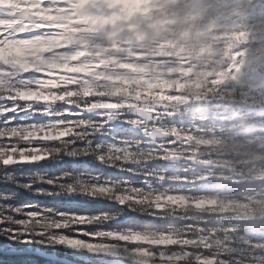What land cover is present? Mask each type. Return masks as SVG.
I'll return each mask as SVG.
<instances>
[{
	"label": "trees",
	"instance_id": "trees-1",
	"mask_svg": "<svg viewBox=\"0 0 264 264\" xmlns=\"http://www.w3.org/2000/svg\"><path fill=\"white\" fill-rule=\"evenodd\" d=\"M197 2L198 10L191 8L182 39L165 36L147 45L143 54L149 56V68L126 76L128 71L121 68L120 53L111 54L108 50L104 55L98 43L92 42L94 37L87 36L89 46L69 54L63 47L53 49L61 46L59 43H52L50 48L45 43L34 47L25 39L13 38L4 27L9 21L0 20V149L32 144L53 153L37 165L6 164L0 155V225L5 235L18 234L15 219L20 223L30 212H41V217L46 218H66L64 226L70 229L74 224L69 216L77 214L78 208L79 213L87 214L93 221L91 225L76 226L89 231L93 225L91 230L95 231L102 222L121 231L130 225L131 231L171 233L179 229L177 235L201 233L211 241L217 238L220 244L230 246L228 264H261L253 260L264 258V222L249 230L244 227L249 217L238 214L237 206L221 211L165 203L162 210H154L156 206L148 199L156 192L179 191L191 198L233 202L250 198L260 204L255 216L264 218V86L253 88L237 83L227 73V67L236 66L244 52L264 48V0H243L241 5L230 6L218 0ZM65 32H61L69 39L65 47L83 42L79 33ZM180 43L200 50L190 53L184 63L176 53V44ZM28 52L35 55L26 58L24 54ZM67 56L77 59L79 65L83 57L96 70L93 75L102 78H88L83 73L84 66L74 72ZM116 72L124 76L118 83L106 79L117 77ZM87 84L101 85L104 91L91 98L116 102L119 110L96 111L101 121H95L90 114L78 113L57 102L21 99L13 90L53 94L80 91ZM157 91L170 97L158 98ZM158 103L163 107L155 106ZM140 107H154L153 117L157 119H141L135 114ZM110 117L120 124L107 126L105 121ZM60 127L69 131L72 128L73 132L53 140L22 137L34 132V128L41 132L44 128ZM185 149L194 153L188 155ZM174 155L188 158L180 162L167 159ZM76 160L79 161L75 163ZM206 161L212 164H200ZM105 177L115 185L111 192H96L97 198L80 206L77 194H73L87 190L79 189V184L80 188L93 187L96 181L104 183ZM55 187L62 188L63 194L53 193ZM118 190L141 199L124 205L114 196ZM123 216L127 219L122 220ZM22 226L33 231L36 228L30 222ZM53 246L60 255H66L62 245ZM15 256L3 257L5 264L41 259Z\"/></svg>",
	"mask_w": 264,
	"mask_h": 264
},
{
	"label": "rangeland",
	"instance_id": "rangeland-1",
	"mask_svg": "<svg viewBox=\"0 0 264 264\" xmlns=\"http://www.w3.org/2000/svg\"><path fill=\"white\" fill-rule=\"evenodd\" d=\"M47 3L51 4V0H45ZM57 1V0H54ZM64 1V2H62ZM87 1V0H86ZM243 0H218V3H225L230 5H241ZM88 2L90 4H88ZM152 10L158 16L159 22L162 28V32L160 34V38L162 35L166 34L165 31L169 32L167 34L168 39H182L184 24L188 22V16L192 13L191 8L196 7L198 5L197 0H151ZM114 1L112 0H88L87 2L81 0H60L58 4H69L67 8H59L55 6H47L46 9L38 10L41 13H37L34 21L36 22V27H34L31 23L27 25L23 29V33H18L17 31L21 28L19 24L13 25L7 22L4 27L10 33L11 37L15 38L17 36H30L35 35L40 32H53L56 33L48 34L44 37L46 39L45 45L47 48H50V44L55 41V39H65L63 35H60V27L59 25H39L38 22H53L60 21L65 22L66 26L71 28H76V32L80 34L83 42L81 45H87L90 41V38L87 36H92L100 39L101 41L107 44H116V38H112V41H108L110 39L108 37V33L106 32V26L112 25L114 15L119 11L120 8H117V11L113 10ZM214 3V2H213ZM104 4V5H103ZM73 5L76 8H72ZM200 7L203 6V1H200ZM220 6V5H219ZM116 7V6H115ZM221 7V6H220ZM95 8H98V12L96 16L98 17V23L93 22L94 31L91 32L86 26H91L86 23V18L88 15L92 17ZM35 6L26 7L27 12H31L34 10ZM90 9V12H89ZM72 10V11H68ZM73 10H76V14H80L82 16H86L84 22L79 21L78 24L75 20V13ZM75 15V16H74ZM120 17V15H119ZM83 18V17H82ZM84 19V18H83ZM84 24V25H83ZM86 25V26H85ZM210 30L208 29V32ZM56 34V35H54ZM94 39H92L93 42ZM148 42L141 43L142 49H145V44ZM59 47H63L67 50H71V48H67L64 45L54 47V50L59 49ZM130 48H127L125 52V61L126 64H123V68L127 69L128 74L132 73V70L139 71L140 69L145 70V67H148V56L142 54L140 49L139 51H134ZM138 47V46H136ZM176 51L179 54V57L182 58V62L186 63L187 56L189 57L190 53H196L200 49L195 47L194 45H186L184 43L176 44ZM187 52V54L184 53ZM103 52H106V49H103ZM134 53L133 56H127L126 54ZM35 55V53H30ZM29 54V55H30ZM68 57V56H67ZM69 58V57H68ZM184 58L186 60H184ZM148 59V60H147ZM62 62V61H61ZM76 62V64H75ZM72 69L77 73V67H82L84 71L83 73H87V77H94L95 79H101V76L93 75L95 73V69H91L88 64L84 62L80 65L77 60H72ZM135 65L133 68L130 65ZM155 61L153 62V66ZM86 67V68H85ZM149 68V67H148ZM264 49L263 50H254L247 51L243 53V57L240 58L236 66L227 67V73L230 75L231 79L235 82H243L244 84L253 87L259 88L264 86ZM117 77L106 78L109 79L110 82L116 83L124 76L118 75V72L115 74ZM167 85V84H165ZM102 86L97 85L94 86L91 84H87L80 91H76V97L72 98V94H65L63 92L46 94V92L33 90V89H13L15 94L22 99L25 100H37L45 103L57 102L59 105L70 106L76 112H86L90 114V117L95 121L99 120L101 116L96 114V111L92 109L93 107L104 106H113V102H97L93 98V95L98 93H104L101 91ZM155 95L158 98H163V100H168L170 95H165L160 92H155ZM200 98L201 96L195 95ZM181 99V97H179ZM182 100V99H181ZM157 107H163L162 103L155 104ZM119 107V106H118ZM140 107L136 110L137 113H140ZM143 109H147L151 113L153 117L156 112L154 107H144ZM94 114V115H91ZM156 116V115H155ZM103 118H105L103 116ZM153 121L157 119L156 117L152 118ZM105 121V120H104ZM56 128V127H54ZM59 130H54L53 128L42 129L43 131L39 132L41 129H33L35 130L32 133L27 135H22L24 139L29 140V138L39 139V140H53L59 138H66L69 133L72 134L73 129L70 131L65 127L58 128ZM157 132V131H154ZM153 132V134H155ZM201 142L200 139L197 140ZM171 143H174L172 141ZM10 145V144H9ZM234 147H238L233 144ZM239 148V147H238ZM237 148H235L236 150ZM0 155L2 156V161L6 164H20L28 165L29 162L33 165H37L41 162L48 160L50 156L53 155L51 153L45 152L44 150H39L37 146L32 144L20 146L16 148L13 145L4 146V148L0 149ZM185 153L190 155L194 153L191 149H185ZM197 153V152H196ZM253 153V152H252ZM255 156L258 157V153L255 152ZM196 156V154H195ZM67 157V156H66ZM101 158V157H100ZM186 156L174 155L167 157L168 160L174 162H180L182 160L187 159ZM79 161L76 160L75 163ZM67 162V161H65ZM201 165H209L212 164L211 161L200 162ZM34 167H27V169H33ZM108 177L103 178L104 183L96 181V185L88 186L85 189L86 192L76 193L74 192V196L76 195L77 202L80 206L82 204H88L92 202V199L98 197L96 192L104 193L111 192L112 188L115 186L112 180H107ZM90 187V188H89ZM78 189V190H79ZM129 191V190H128ZM55 194H63L62 188H56L53 190ZM72 193V192H71ZM86 193V194H85ZM73 196L72 194H70ZM114 196L121 199L119 201L122 204H128V202H138L141 198H137L136 196H132L130 193H124L122 190L119 192H115ZM147 197L146 195H144ZM150 202L153 203L156 208L154 210H162L163 204L168 203L176 207L182 206L183 208L186 206H193L198 209H211V210H224L226 208L237 206L238 214H242L244 216H248L249 220L254 221L252 223H244V227L248 226L250 229H256V226H259L264 222V218H258L255 216V211H257L260 204H257L253 199L249 200H238L237 202H233L231 200H217L209 197H201V196H191L185 195L183 192L179 191L176 193H165V192H156L152 197L150 196ZM162 201V202H161ZM154 206V207H155ZM2 208V207H0ZM76 213H72V216L69 218L72 220V225L70 229L64 226L66 222L65 219H56V218H46L41 217V212H30L27 216L24 217L25 220H21L19 223L15 219V226L17 228V232L14 239L20 240L23 236L27 235L31 237L33 241L32 250H36L39 248L40 250L50 252L53 254H57L61 257H66L72 259L73 261L80 262L82 264H189L190 262L194 264H228V253H230V246L228 244H220L219 240L216 238L211 241L207 236H203L201 233H196L195 235H177L179 233V229L173 230L171 233L168 232H152V231H141V230H133L131 231V226L127 225V229L117 230L114 227L112 228L111 223H98L99 226L95 231V225L90 227V231L81 226L76 225H91L93 219L89 218L85 213H79L78 208L75 209ZM84 210V209H83ZM97 217V215H95ZM251 216V217H250ZM28 217V218H27ZM127 219V218H126ZM123 216L122 220H126ZM158 221V220H157ZM30 222L35 225V231L31 230L30 227L22 226L23 223ZM75 222V223H74ZM155 226V225H154ZM19 227V228H18ZM155 227H160L155 226ZM68 229V230H66ZM99 231V232H98ZM88 234V237L82 236V234ZM81 234V235H80ZM7 242V241H5ZM57 243L62 245V249L66 255H60L58 253V248H55L53 245ZM13 247L17 249L16 253H9L11 249H5L3 252H0L1 259L0 261H5L3 259L5 256H14L18 258H23V255L18 254L20 251L26 252L27 249H21L19 244H13ZM242 252V250H240ZM239 254V253H238ZM244 258V257H243ZM240 258V259H243ZM245 260V259H243ZM23 261V260H22ZM256 261H260L261 264L264 262V258L259 256L258 259H254L253 263ZM250 261H245L246 264H249ZM58 263V261L51 260L45 264ZM62 264H68L64 262H60ZM252 264V263H251Z\"/></svg>",
	"mask_w": 264,
	"mask_h": 264
},
{
	"label": "bare ground",
	"instance_id": "bare-ground-1",
	"mask_svg": "<svg viewBox=\"0 0 264 264\" xmlns=\"http://www.w3.org/2000/svg\"><path fill=\"white\" fill-rule=\"evenodd\" d=\"M114 1L121 7L120 12L123 15L122 21L129 24V26L132 28L129 30L122 29L120 31L122 34L130 35V37L133 39L153 38L154 35L160 34V26H156V21H158L159 18L152 10V4L150 2L151 0ZM123 25L124 24L122 22H120L118 25H113L112 29H114L115 32L108 28V37L110 39L118 37L120 33L118 32L117 28Z\"/></svg>",
	"mask_w": 264,
	"mask_h": 264
},
{
	"label": "snow or ice",
	"instance_id": "snow-or-ice-1",
	"mask_svg": "<svg viewBox=\"0 0 264 264\" xmlns=\"http://www.w3.org/2000/svg\"><path fill=\"white\" fill-rule=\"evenodd\" d=\"M14 236V232L5 235L3 225H0V252H3L5 249H11L12 252L16 253L17 249L13 247V244H19L21 249H27V251H20L18 254L41 257V259L17 261L14 262V264H45V262L49 259L45 253L40 251L39 248L35 251L32 250L33 241L30 236L25 235L20 240H15ZM0 264H3V262L0 261Z\"/></svg>",
	"mask_w": 264,
	"mask_h": 264
},
{
	"label": "water",
	"instance_id": "water-1",
	"mask_svg": "<svg viewBox=\"0 0 264 264\" xmlns=\"http://www.w3.org/2000/svg\"><path fill=\"white\" fill-rule=\"evenodd\" d=\"M142 116L144 118L149 117L148 113L145 112V111H143ZM33 251H35V250H33ZM40 251L45 253L48 258H50V259H52L54 261H58V262L60 261V262L68 263V264H82L80 262L73 261L72 259H69V258H66V257H61V256H59L57 254H53V253L46 252V251H43V250H40ZM9 253H14V252L11 251Z\"/></svg>",
	"mask_w": 264,
	"mask_h": 264
}]
</instances>
